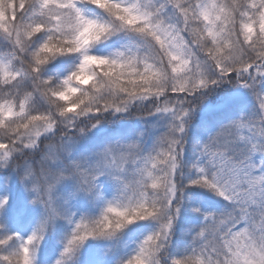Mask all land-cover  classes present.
Wrapping results in <instances>:
<instances>
[{
  "label": "snow or ice",
  "instance_id": "6c2138e0",
  "mask_svg": "<svg viewBox=\"0 0 264 264\" xmlns=\"http://www.w3.org/2000/svg\"><path fill=\"white\" fill-rule=\"evenodd\" d=\"M0 264H264V0H0Z\"/></svg>",
  "mask_w": 264,
  "mask_h": 264
}]
</instances>
